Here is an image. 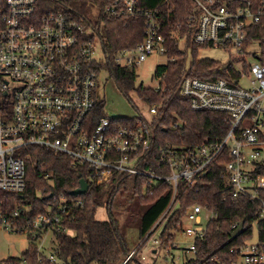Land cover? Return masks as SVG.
Instances as JSON below:
<instances>
[{
	"label": "built area",
	"instance_id": "obj_1",
	"mask_svg": "<svg viewBox=\"0 0 264 264\" xmlns=\"http://www.w3.org/2000/svg\"><path fill=\"white\" fill-rule=\"evenodd\" d=\"M192 1L190 21L196 22L193 43L202 48L232 49L237 58L232 71L226 70L230 83L183 77L178 91L193 111L226 114L228 131L218 141L195 146L167 143L153 153L154 130L145 117L117 124L94 114L99 73L107 59L100 30L70 12L40 16L37 0H0V193L24 191L22 150L28 147L62 154L84 165L98 183H110L115 174L142 175L154 183L165 181L172 187L170 203L139 246L148 242L161 245V221L169 219L177 206L179 184L195 187L227 155L229 160L221 164V178L227 179L222 199L259 201L257 219L264 221V199L258 195L264 192V174L256 173L264 166V0ZM110 2L104 8L107 17L144 20L142 42L118 53L114 58L117 66L137 68L150 55L166 54L156 12L139 9L138 0ZM246 57H252L254 63L246 65ZM239 62L240 69L236 68ZM164 76H156L159 83ZM244 79L246 87L240 85ZM155 90H160V84ZM149 114L156 115L155 106L149 107ZM154 159L168 175L153 174L150 163ZM28 212L23 206L4 211L0 202V231L25 233L35 244L48 232L54 238L55 231H65L57 214L48 210L28 219ZM216 216L207 206L189 209L185 218L192 226L184 232L192 239L191 253L196 252L195 241L205 238L206 225ZM37 251L54 262L51 252L44 256ZM233 251L241 264H264V238ZM0 264L4 260L0 259Z\"/></svg>",
	"mask_w": 264,
	"mask_h": 264
},
{
	"label": "trees",
	"instance_id": "obj_2",
	"mask_svg": "<svg viewBox=\"0 0 264 264\" xmlns=\"http://www.w3.org/2000/svg\"><path fill=\"white\" fill-rule=\"evenodd\" d=\"M108 3H111L110 0H37V14L70 12L80 21L100 30L102 51L107 58L101 67L108 71L119 92L133 107L129 97L133 90L149 107H156V115L151 120L155 138L153 153L167 143L195 146L221 140L228 131L226 114L193 111L189 101L178 91L183 77L205 81L224 79L228 83L231 79L227 75V71H232L231 64L224 69L222 63L211 59L194 58L187 62L188 50L195 54L202 48L193 43L196 30L195 20L190 21V16L194 14L193 1L138 0L139 9L156 12L165 41L168 61L158 66L155 74L165 75L160 80V90L142 85L135 87L136 68L123 69L115 64L114 58L118 53L133 49L142 42L144 20L127 16L109 18L104 14ZM182 43L184 48L181 47ZM103 106V101L97 98L94 114L104 116ZM110 119L114 123L124 124L127 121L136 122L138 118ZM22 152L26 164V187L21 193H0L2 209L11 212L21 206L27 207L28 219L49 210L57 214L60 226L65 231L54 232L53 247L50 248L54 262L42 257L35 243L31 242L32 246L20 258H8L4 264L122 263L134 251L128 248V228L132 227V238L140 242L170 203L172 187L165 181L154 183L142 175L115 174L110 183H98L84 165L75 164L62 154L34 147ZM228 160L224 155L195 187L185 188L182 183L178 186L177 206L159 234L161 246L166 248L172 243L169 232L193 206H207L217 213L206 225L205 238L195 241L196 252L183 264L236 263L239 255L230 250L246 244L251 237L253 223H257L259 240L264 238V221L257 219L261 208L259 201H251L247 197L234 201L222 199L221 190L227 186V179L221 178L224 172L221 164ZM150 168L154 175L169 174L167 170L159 168L155 159L151 161ZM256 173L264 174V166L259 167ZM81 179L88 184L87 192L70 195L79 187ZM258 195L264 199L263 191ZM117 197L118 203L115 204ZM124 199L132 204L123 208ZM100 209L107 215L104 220L97 218ZM129 219H132V226L127 224ZM240 223H243L240 235L231 239V233Z\"/></svg>",
	"mask_w": 264,
	"mask_h": 264
},
{
	"label": "rangeland",
	"instance_id": "obj_3",
	"mask_svg": "<svg viewBox=\"0 0 264 264\" xmlns=\"http://www.w3.org/2000/svg\"><path fill=\"white\" fill-rule=\"evenodd\" d=\"M93 20V19H91ZM184 48V43L181 44ZM188 59L190 63L192 59H211L222 63L223 65L233 64V60L236 59L234 50H224L217 47L201 48L197 53L192 54L190 50L187 51ZM168 57L166 55L156 54L150 55L136 68V81L135 87L142 85L155 89L159 85V80L156 78V68L160 65L166 64ZM246 65H252L254 60L252 57H246ZM242 63L236 64V68H241ZM242 87L247 86V80L241 81ZM97 97L103 101V112L104 116L108 118H126L135 119L139 116H143L147 121H151L153 116L149 114V104L143 101L137 95L136 91L133 90L129 93V97L133 102L134 107L128 102V100L119 92L112 78L109 77L107 70H101L99 73ZM119 197L114 202L118 203ZM136 201L134 200L133 203ZM123 208L129 207L132 203L128 202L127 199L122 200ZM97 218L104 220L107 215L103 209L97 212ZM129 219L127 224L132 226ZM168 219H162L161 224L163 226ZM162 226V227H163ZM192 226V223L187 219H182L174 229L169 233L171 235V242L168 247L161 245H154L151 242L144 243L139 246L141 241L138 242L133 239V229L128 228V248L133 249L134 253L126 264H183L185 260L190 259L193 256L188 249L192 243V239L185 235L184 230ZM259 229L257 223L252 224L251 237L246 241L247 244H255L259 241L258 238ZM53 234L48 232L47 235L34 246L44 255L50 254V248L53 247ZM31 241L27 238L25 233L7 232L0 231V259L7 260L8 258H20L29 247L32 246ZM155 250V252H153ZM169 251V254H167ZM133 252V251H132ZM131 254V252L129 253ZM127 258V257H126ZM95 264V263H94ZM112 264H122L120 261ZM237 264H241V259H238Z\"/></svg>",
	"mask_w": 264,
	"mask_h": 264
},
{
	"label": "water",
	"instance_id": "obj_4",
	"mask_svg": "<svg viewBox=\"0 0 264 264\" xmlns=\"http://www.w3.org/2000/svg\"><path fill=\"white\" fill-rule=\"evenodd\" d=\"M88 190V184L86 183V181L84 179H81L79 181V187L75 190H73L70 195L72 196H78V195H83L87 192ZM243 229V223H240L239 226L234 230L233 233H231L230 237L231 239H235L237 238L241 231Z\"/></svg>",
	"mask_w": 264,
	"mask_h": 264
},
{
	"label": "crops",
	"instance_id": "obj_5",
	"mask_svg": "<svg viewBox=\"0 0 264 264\" xmlns=\"http://www.w3.org/2000/svg\"><path fill=\"white\" fill-rule=\"evenodd\" d=\"M153 252H155V250H153Z\"/></svg>",
	"mask_w": 264,
	"mask_h": 264
}]
</instances>
